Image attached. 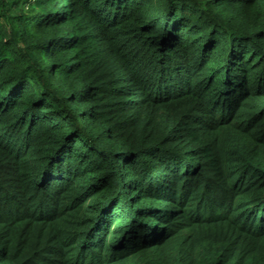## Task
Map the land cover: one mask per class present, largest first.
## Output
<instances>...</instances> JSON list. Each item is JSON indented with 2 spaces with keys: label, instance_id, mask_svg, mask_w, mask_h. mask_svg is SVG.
<instances>
[{
  "label": "trees",
  "instance_id": "1",
  "mask_svg": "<svg viewBox=\"0 0 264 264\" xmlns=\"http://www.w3.org/2000/svg\"><path fill=\"white\" fill-rule=\"evenodd\" d=\"M0 264H264V0H0Z\"/></svg>",
  "mask_w": 264,
  "mask_h": 264
},
{
  "label": "rangeland",
  "instance_id": "2",
  "mask_svg": "<svg viewBox=\"0 0 264 264\" xmlns=\"http://www.w3.org/2000/svg\"><path fill=\"white\" fill-rule=\"evenodd\" d=\"M73 113V112H72ZM72 116H73V114H72Z\"/></svg>",
  "mask_w": 264,
  "mask_h": 264
}]
</instances>
